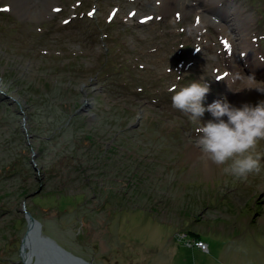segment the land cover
Listing matches in <instances>:
<instances>
[{
	"label": "rangeland",
	"instance_id": "obj_1",
	"mask_svg": "<svg viewBox=\"0 0 264 264\" xmlns=\"http://www.w3.org/2000/svg\"><path fill=\"white\" fill-rule=\"evenodd\" d=\"M206 1L207 26L160 0H0V264H28L32 222L31 264H264V175L204 161L170 91L264 101V0Z\"/></svg>",
	"mask_w": 264,
	"mask_h": 264
},
{
	"label": "clouds",
	"instance_id": "obj_2",
	"mask_svg": "<svg viewBox=\"0 0 264 264\" xmlns=\"http://www.w3.org/2000/svg\"><path fill=\"white\" fill-rule=\"evenodd\" d=\"M258 58L264 61V55ZM234 75L242 82L247 81L244 89H256L252 87L256 82L254 75L240 72ZM170 91L173 93L172 108L197 125L195 146L204 161L240 181H247L249 176L264 175V149H261L264 144V101L237 107L226 100H216L205 107L211 88L209 83L200 80L180 88L173 86ZM206 111L213 119L202 123L201 117Z\"/></svg>",
	"mask_w": 264,
	"mask_h": 264
},
{
	"label": "bare ground",
	"instance_id": "obj_3",
	"mask_svg": "<svg viewBox=\"0 0 264 264\" xmlns=\"http://www.w3.org/2000/svg\"><path fill=\"white\" fill-rule=\"evenodd\" d=\"M23 1H25V0H23ZM29 0H27V2H28ZM161 1V3L163 4V5H165V7L166 6H168L167 4H172V5H175L174 3H176V4H178L179 5V7H181L182 8V10L185 12H190V11H192V12H195V14H196V17H197V22L199 23V25H201V24H203V26H207V20L205 19V17H203L204 15H203V13L201 12V10H202V8H208V9H210L211 7H213L211 4L209 5L208 4V2L206 1V0H200V1H202V4H203V7H201L200 5H198V3H194V2H192V1H190V0H160ZM199 0H198V2H200ZM195 2H197L196 0H195ZM138 5H140V6H144L145 5V2H143V4L141 5V3H140V0H138ZM158 10H160L161 12H166V8L164 9V11H163V9H158ZM171 10V9H170ZM204 12V11H203ZM166 13H168V12H166ZM167 16V18H169V14H166ZM164 17L165 16H162V17H160V16H158L156 13H155V15L153 14V15H151V17H149L148 18V20H164ZM227 20H228V18H226ZM211 24H214V25H216L217 27H218V29H220V31L222 32V33H227V29H226V27H228L227 25H226V27H225V25L223 26L222 25V23H218V22H216V20H212L211 19V22H210ZM192 27V26H191ZM224 37H226L227 38V41H228V43H232V41H230V39L228 38V36H224ZM254 55V54H253ZM252 55V56H253ZM255 56V55H254ZM249 59L248 60H251V61H253L254 63H257V64H262L261 62H258L257 60H255V59H253L252 60V58H251V56H250V54H249V57H248ZM36 222V221H35ZM30 232H29V234H28V236L26 237V239H25V242H24V247H23V250H24V257H25V259L27 260V262H28V264H31V261H32V255L34 254V253H36V254H38V251H36L37 249L39 250V248H40V246L42 245V244H44V241L43 240H41L40 239V236H43L42 235V233H41V227H40V225H38V224H36V223H34V222H32L31 223V225H30ZM47 243H49L52 247H55V248H57V245L55 244V243H53L51 240L50 241H48ZM41 244V245H40ZM209 249V248H208ZM31 250V251H30ZM36 251V252H35ZM60 252V254H61V256L60 257H64L66 260H68V258H66L65 257V255H64V253H62L61 251H59ZM76 259V258H75ZM42 261H43V258H42ZM71 261V260H70ZM73 261H74V259H73ZM75 261H77V260H75ZM78 262V261H77ZM61 263V261L58 263V261H57V263L56 264H60ZM62 264V263H61ZM65 264H67L66 262H65ZM78 264H83V263H80V262H78Z\"/></svg>",
	"mask_w": 264,
	"mask_h": 264
},
{
	"label": "snow or ice",
	"instance_id": "obj_4",
	"mask_svg": "<svg viewBox=\"0 0 264 264\" xmlns=\"http://www.w3.org/2000/svg\"><path fill=\"white\" fill-rule=\"evenodd\" d=\"M6 10V9H5ZM57 11H59V9H57ZM150 19V18H149ZM224 45H225V47H228V48H230V45L228 44V42L227 41H224ZM225 76L227 75V73H225L224 74Z\"/></svg>",
	"mask_w": 264,
	"mask_h": 264
},
{
	"label": "trees",
	"instance_id": "obj_5",
	"mask_svg": "<svg viewBox=\"0 0 264 264\" xmlns=\"http://www.w3.org/2000/svg\"><path fill=\"white\" fill-rule=\"evenodd\" d=\"M192 236H195L196 238L200 239V235L197 233H192Z\"/></svg>",
	"mask_w": 264,
	"mask_h": 264
},
{
	"label": "built area",
	"instance_id": "obj_6",
	"mask_svg": "<svg viewBox=\"0 0 264 264\" xmlns=\"http://www.w3.org/2000/svg\"><path fill=\"white\" fill-rule=\"evenodd\" d=\"M196 246L198 247V248H203V245L201 244V243H196Z\"/></svg>",
	"mask_w": 264,
	"mask_h": 264
},
{
	"label": "water",
	"instance_id": "obj_7",
	"mask_svg": "<svg viewBox=\"0 0 264 264\" xmlns=\"http://www.w3.org/2000/svg\"><path fill=\"white\" fill-rule=\"evenodd\" d=\"M65 262H66V259H65ZM68 263L72 264V262H71V261H70V262H68ZM68 263H67V264H68ZM83 264H86V263H84V262H83Z\"/></svg>",
	"mask_w": 264,
	"mask_h": 264
}]
</instances>
